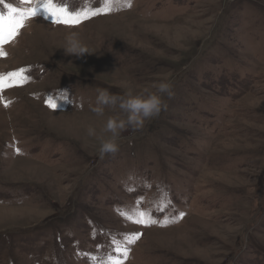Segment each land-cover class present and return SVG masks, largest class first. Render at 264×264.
Instances as JSON below:
<instances>
[{"label": "rangeland", "instance_id": "374dc122", "mask_svg": "<svg viewBox=\"0 0 264 264\" xmlns=\"http://www.w3.org/2000/svg\"><path fill=\"white\" fill-rule=\"evenodd\" d=\"M54 3L104 12L71 27L38 7L0 45V78L26 77L0 89V264H264V0ZM162 81L167 109L101 159L123 113H93L98 90Z\"/></svg>", "mask_w": 264, "mask_h": 264}, {"label": "clouds", "instance_id": "9594fccd", "mask_svg": "<svg viewBox=\"0 0 264 264\" xmlns=\"http://www.w3.org/2000/svg\"><path fill=\"white\" fill-rule=\"evenodd\" d=\"M66 54L77 57L88 53V49L80 41L78 34L73 32L66 38ZM173 84L171 82H160L155 92L145 91L142 94L117 95L110 93L107 89L98 90L95 105H90V110L97 116H103L106 108H119L123 113V118L109 117L104 131L111 135L102 140L99 155L103 159L106 155L115 154L119 151L118 139L120 134L132 128L133 130L142 129L147 121L157 118L160 113L167 109L164 97L171 98ZM88 135H96L95 129L89 128Z\"/></svg>", "mask_w": 264, "mask_h": 264}, {"label": "snow or ice", "instance_id": "6c2138e0", "mask_svg": "<svg viewBox=\"0 0 264 264\" xmlns=\"http://www.w3.org/2000/svg\"><path fill=\"white\" fill-rule=\"evenodd\" d=\"M21 2L28 4L32 3L33 0H21ZM0 4H3L4 7L7 8L6 14L0 13V45L14 39L15 36L19 34V29L23 27L24 21L30 17H34L37 14L38 7H42L45 12L52 17L54 23H62L71 27L77 26L84 19L104 12V9H98L92 12H69L62 7H58L54 3V0H36L35 7L31 8H16L5 3V0H0ZM0 55H4V53L0 51ZM23 72L24 70L21 69L19 72L9 73L7 81H5L4 78H0V89H2L5 84L12 86L13 84H17L26 80V77L22 76ZM18 76L20 77V81L16 80V77ZM48 106L50 108L58 107L57 105H53L51 103H49ZM181 216H183V214H181ZM129 219H131V217H129ZM135 222L145 223V221L142 219H138ZM150 223L155 224L157 221L151 220ZM146 226L148 225L146 224ZM139 237L140 234L136 233L131 239H127V244L134 243L135 240L139 239ZM114 247L117 252L122 251L123 258L127 257V248L121 250L118 244H114ZM108 260L111 262V264H121V259L118 257L109 256Z\"/></svg>", "mask_w": 264, "mask_h": 264}]
</instances>
